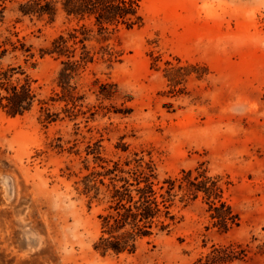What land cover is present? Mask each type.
<instances>
[{
	"label": "rangeland",
	"instance_id": "1",
	"mask_svg": "<svg viewBox=\"0 0 264 264\" xmlns=\"http://www.w3.org/2000/svg\"><path fill=\"white\" fill-rule=\"evenodd\" d=\"M139 2L142 27L91 43L116 56L96 55L71 79L82 97L73 115L58 101L60 61L40 55L70 25L62 15L19 18L33 58L18 52L3 63L20 66L45 104L17 117L0 111V264H192L229 244L248 251L230 264H264V0ZM166 62L181 68L175 82ZM139 159L152 162L159 182L198 167L220 178L239 225L221 232L203 194L185 205L178 191L170 231L134 254L94 251L107 194L102 176L88 183L98 191L86 190L85 177L114 163L132 170Z\"/></svg>",
	"mask_w": 264,
	"mask_h": 264
},
{
	"label": "trees",
	"instance_id": "2",
	"mask_svg": "<svg viewBox=\"0 0 264 264\" xmlns=\"http://www.w3.org/2000/svg\"><path fill=\"white\" fill-rule=\"evenodd\" d=\"M16 15L9 20V15ZM62 15L68 29L53 38L49 46L40 50L41 57L47 55L59 60L61 69L58 73V86L62 96L58 101L70 105L65 112L73 115L77 102L82 99L70 85L71 79L88 64L95 61L96 55L114 58L116 52L108 46L97 50L91 47L92 42L102 44L120 28L131 30L142 27L144 17L141 14L139 0H0V111L9 117L23 116L30 112L37 102V96L31 87V80L25 76L20 66L5 65L3 59L12 54L21 53L27 59L33 58L32 46L26 45L19 36L16 25L22 17H48L53 21ZM168 78L175 82L178 71L170 62ZM109 86H102L101 94L110 96ZM45 112L46 121H54L56 114ZM127 162L125 165H128ZM132 170L123 171L114 163L105 174L92 173L85 177V188L95 181L91 178L102 176L99 184L105 187L107 206L98 216L100 235L93 244L94 251L101 255L112 253L134 254L139 243L159 232L170 231L175 224L176 216L172 209L178 191L182 192L180 202L194 201L203 194L213 226L221 232H227L239 225V217L222 199L221 179L209 177L200 167L193 171H181L180 178H167L157 181L151 161L136 160ZM121 174L122 176L118 175ZM108 178L104 183L103 178ZM98 191V188H94ZM248 251L241 245L212 246L204 256L192 264H230L244 261ZM258 254L264 255V243L258 247Z\"/></svg>",
	"mask_w": 264,
	"mask_h": 264
}]
</instances>
